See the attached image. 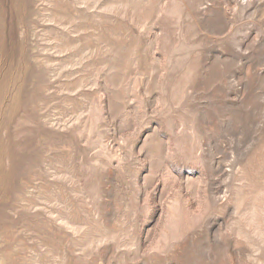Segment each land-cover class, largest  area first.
<instances>
[{
  "label": "rangeland",
  "instance_id": "obj_1",
  "mask_svg": "<svg viewBox=\"0 0 264 264\" xmlns=\"http://www.w3.org/2000/svg\"><path fill=\"white\" fill-rule=\"evenodd\" d=\"M0 264H264V0H0Z\"/></svg>",
  "mask_w": 264,
  "mask_h": 264
}]
</instances>
